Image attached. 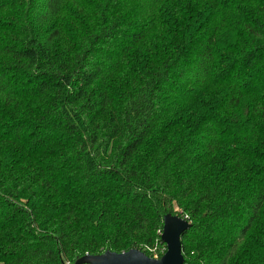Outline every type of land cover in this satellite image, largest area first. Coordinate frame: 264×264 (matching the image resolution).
<instances>
[{"label":"trees","instance_id":"1","mask_svg":"<svg viewBox=\"0 0 264 264\" xmlns=\"http://www.w3.org/2000/svg\"><path fill=\"white\" fill-rule=\"evenodd\" d=\"M264 264V0H0V264Z\"/></svg>","mask_w":264,"mask_h":264},{"label":"water","instance_id":"2","mask_svg":"<svg viewBox=\"0 0 264 264\" xmlns=\"http://www.w3.org/2000/svg\"><path fill=\"white\" fill-rule=\"evenodd\" d=\"M191 228L185 219L166 214L162 219L160 241L165 246L164 254L158 258H150L137 249L123 253L105 251L96 256L84 255L74 264H183L181 253V237Z\"/></svg>","mask_w":264,"mask_h":264},{"label":"rangeland","instance_id":"3","mask_svg":"<svg viewBox=\"0 0 264 264\" xmlns=\"http://www.w3.org/2000/svg\"><path fill=\"white\" fill-rule=\"evenodd\" d=\"M177 212H178V210H176V213H175V215H177V216H178Z\"/></svg>","mask_w":264,"mask_h":264},{"label":"built area","instance_id":"4","mask_svg":"<svg viewBox=\"0 0 264 264\" xmlns=\"http://www.w3.org/2000/svg\"><path fill=\"white\" fill-rule=\"evenodd\" d=\"M154 259H157V257H156V256H154Z\"/></svg>","mask_w":264,"mask_h":264}]
</instances>
